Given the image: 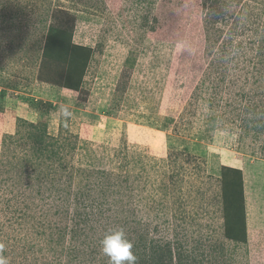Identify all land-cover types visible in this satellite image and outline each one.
<instances>
[{"label":"rangeland","instance_id":"rangeland-1","mask_svg":"<svg viewBox=\"0 0 264 264\" xmlns=\"http://www.w3.org/2000/svg\"><path fill=\"white\" fill-rule=\"evenodd\" d=\"M59 23L92 50L85 68L76 56L46 60L77 90L37 78ZM258 119L264 0H0L9 264H108L100 241L120 228L132 243L139 231L182 248L190 264H264V130L249 124ZM223 167L243 174L230 211Z\"/></svg>","mask_w":264,"mask_h":264},{"label":"trees","instance_id":"trees-1","mask_svg":"<svg viewBox=\"0 0 264 264\" xmlns=\"http://www.w3.org/2000/svg\"><path fill=\"white\" fill-rule=\"evenodd\" d=\"M68 25L65 24L63 27L62 23L57 24L56 26H48V31L45 35V40L43 42L44 44V51L42 56V64L43 66L39 70V74L37 75L38 80H43L46 82H50L53 84H57L58 86L67 87L70 89L77 90L79 88V85H72L69 82H63V78H68L67 75L70 73L65 68L62 70L64 73L58 74L54 72L50 68V65L47 64L46 60L49 59L52 62L56 63V65L60 64L63 59L62 56L64 55V58H67V55H70V57L75 58L79 57L78 60L82 61V64L84 68L87 66L88 60L92 50L90 48L81 47L73 43L72 40V31L68 30ZM81 52V54H80ZM88 53V54H87ZM73 60V59H71ZM81 81V79H80ZM256 112V111H255ZM259 120V125H256V122ZM256 120L255 124L253 122L249 123L250 125H253L254 130H264V120L258 119ZM32 127H34L33 124H30ZM37 128V126H36ZM33 140V143L35 145L42 144L44 142L43 135L35 137V140ZM46 147V146H45ZM46 153H47V147H46ZM57 154H55L56 156ZM222 183L224 188V194L227 199L230 201L227 202L228 210L231 209L233 206H235L238 202V189L243 188V174L241 170L234 169V168H228L223 167L222 169ZM236 197L237 199L234 200L233 198ZM243 200V199H242ZM230 211V210H229ZM235 212V211H234ZM230 214V213H229ZM230 217V216H229ZM229 227L228 229H231L232 223H230L229 219ZM234 226V225H233ZM235 227V226H234ZM230 233L231 231L228 230ZM243 239H239V236L236 235V232L234 234H229L230 238L233 240H241L242 242L246 241L247 239V233L245 229L243 230ZM134 245V253L138 257V264H174V257H177V264H190L191 258H187L186 252L181 248L177 250L176 253H174L173 248L171 247L172 244L169 242H163L160 245H155L153 241H149L146 239V236H144L142 233L137 231L136 240L133 241ZM143 248V249H142ZM189 261H188V260Z\"/></svg>","mask_w":264,"mask_h":264},{"label":"clouds","instance_id":"clouds-1","mask_svg":"<svg viewBox=\"0 0 264 264\" xmlns=\"http://www.w3.org/2000/svg\"><path fill=\"white\" fill-rule=\"evenodd\" d=\"M59 111L66 120L73 115L67 106L60 108ZM100 245V251L108 258V264H138V257L133 251L134 245L127 238L123 228L106 233ZM4 249V244L0 243V264H9L7 256L4 255Z\"/></svg>","mask_w":264,"mask_h":264}]
</instances>
